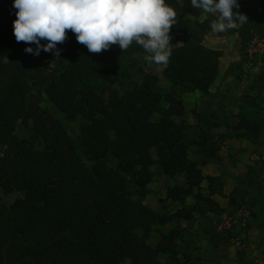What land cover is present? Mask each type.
<instances>
[{
	"label": "trees",
	"instance_id": "obj_1",
	"mask_svg": "<svg viewBox=\"0 0 264 264\" xmlns=\"http://www.w3.org/2000/svg\"><path fill=\"white\" fill-rule=\"evenodd\" d=\"M13 2L0 0V190L19 196L11 204L0 197V264L202 262L193 255L181 259L186 231L179 219L201 210L187 211L188 197L213 211L218 206L212 198L222 194L223 184L220 177L205 176L202 167L219 160L212 133L222 126L223 110L202 109L191 134L183 95L228 96L211 90L222 53L204 44L211 28L200 24L201 9L191 0H165L177 13L172 34L181 43L162 71L169 87H160L149 73L124 89L129 84L124 62L146 54L141 46L133 42L126 51L117 45L93 54L68 31L57 45L59 57L29 54L25 49L36 46L17 42L13 34ZM231 30L243 51L254 34L264 35V27L249 22ZM234 100L264 111L260 102ZM18 123L29 125L42 144L19 138ZM68 123H78L77 131ZM235 129L257 137L260 125L241 117ZM194 148L201 163L190 157ZM153 167L170 179L184 176V187L167 190L166 199L182 206L175 215L143 202ZM204 182L208 197L195 192ZM170 222L173 228L161 233L156 247L150 245L155 227Z\"/></svg>",
	"mask_w": 264,
	"mask_h": 264
},
{
	"label": "rangeland",
	"instance_id": "obj_2",
	"mask_svg": "<svg viewBox=\"0 0 264 264\" xmlns=\"http://www.w3.org/2000/svg\"><path fill=\"white\" fill-rule=\"evenodd\" d=\"M237 2L239 8L233 9L234 12L239 11L245 15L250 24L264 27V0ZM214 19L217 16L200 11L198 20L202 26L211 24ZM175 28L176 24L169 33L171 48L181 44L172 34ZM204 44L222 53L219 76L211 90L225 93L228 99L208 100L198 93L188 92L183 95L186 109L184 119L192 125V134L197 131L196 123L198 115L204 111L202 109L211 106L223 110L220 113L222 126L212 133L215 146L220 148L219 160L202 167L205 176L220 177L223 186L222 194L217 193L212 198L218 205L215 211L210 210L204 201L198 203L194 197L186 199V206L190 207L187 211L190 212L196 206L202 211H192L190 219H179L181 227L186 231L179 244V254L181 259L187 255L200 257L203 261L199 264H264V111L241 105L234 100L238 98L260 102L264 107V35L254 34L243 51L241 39L232 30L215 33L210 29ZM116 46L111 45L110 48L115 49ZM145 55L136 54L124 62L126 69L123 73L129 75L127 82L141 81L145 74L150 73L158 77L160 87L168 88L169 83L162 71L156 64H149L144 59ZM229 67L232 71L227 73ZM129 88L130 83L124 89ZM241 117L258 122L260 130L257 137L248 130L235 129ZM78 125L68 123L72 132L77 131ZM16 132L22 140L42 144L31 132L29 125L18 123ZM242 134L247 136L243 137ZM190 157L202 162L195 148L191 150ZM153 172L154 179L149 185L150 193L143 201L144 204L159 213L165 208L169 215H175L182 206L166 199L167 190L174 186L184 187V176L170 179L161 174L159 167H153ZM247 183H251V186L248 187ZM207 187V182H204L195 192L208 197ZM18 196L17 192L6 194L0 190V197L7 204H11ZM173 226L172 222L166 226H156L149 244L156 247L161 233L170 231Z\"/></svg>",
	"mask_w": 264,
	"mask_h": 264
},
{
	"label": "clouds",
	"instance_id": "obj_3",
	"mask_svg": "<svg viewBox=\"0 0 264 264\" xmlns=\"http://www.w3.org/2000/svg\"><path fill=\"white\" fill-rule=\"evenodd\" d=\"M194 8L217 16L210 28L215 33L238 28L247 17L237 0H191ZM16 19L13 34L17 42L34 44L25 51L39 56L41 51L60 56L58 44L68 31L93 54L118 45L126 51L133 42L141 46L149 64L161 71L172 54L171 36L177 13L165 0H14ZM41 41H46L42 44Z\"/></svg>",
	"mask_w": 264,
	"mask_h": 264
},
{
	"label": "crops",
	"instance_id": "obj_4",
	"mask_svg": "<svg viewBox=\"0 0 264 264\" xmlns=\"http://www.w3.org/2000/svg\"><path fill=\"white\" fill-rule=\"evenodd\" d=\"M191 124H193V123H191Z\"/></svg>",
	"mask_w": 264,
	"mask_h": 264
}]
</instances>
